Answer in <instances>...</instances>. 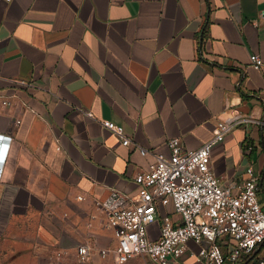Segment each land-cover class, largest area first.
Masks as SVG:
<instances>
[{
    "label": "crops",
    "instance_id": "0c3cea01",
    "mask_svg": "<svg viewBox=\"0 0 264 264\" xmlns=\"http://www.w3.org/2000/svg\"><path fill=\"white\" fill-rule=\"evenodd\" d=\"M233 115L250 121L212 150L223 187L264 171V0H0V264H79L83 245L84 264H115L95 202L133 194L169 140L198 149Z\"/></svg>",
    "mask_w": 264,
    "mask_h": 264
},
{
    "label": "built area",
    "instance_id": "2783aa9c",
    "mask_svg": "<svg viewBox=\"0 0 264 264\" xmlns=\"http://www.w3.org/2000/svg\"><path fill=\"white\" fill-rule=\"evenodd\" d=\"M251 67L259 71L261 60L252 58ZM19 84L28 86L24 81ZM86 116L93 118L90 113ZM249 121L239 115L219 120L213 136L195 150L185 149L178 139L169 140L170 154L154 155L148 169L134 176L133 194L111 190L104 200L96 201V210L105 217V227L116 242L112 249L100 250V257L112 254L115 264L136 257L170 264L193 242L199 250L190 256L200 264H264V209L258 200L259 194L264 195V171L260 175L248 167L240 186L223 187L210 166L213 148L233 128ZM100 124L122 146L132 145L122 126L111 121ZM138 150L141 156L148 154ZM157 220L159 237L152 241L148 227ZM92 254L93 248L78 247L77 262L84 264ZM63 255L56 252L49 264H60Z\"/></svg>",
    "mask_w": 264,
    "mask_h": 264
},
{
    "label": "rangeland",
    "instance_id": "374dc122",
    "mask_svg": "<svg viewBox=\"0 0 264 264\" xmlns=\"http://www.w3.org/2000/svg\"><path fill=\"white\" fill-rule=\"evenodd\" d=\"M258 200H259L260 204L263 206V209H264V195L263 194H259ZM50 258L51 257H49V262H50Z\"/></svg>",
    "mask_w": 264,
    "mask_h": 264
}]
</instances>
